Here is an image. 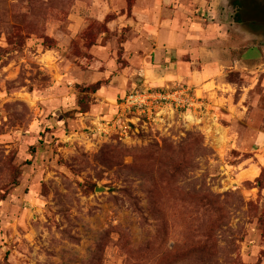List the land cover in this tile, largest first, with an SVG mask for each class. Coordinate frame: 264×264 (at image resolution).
Here are the masks:
<instances>
[{"label": "rangeland", "instance_id": "1", "mask_svg": "<svg viewBox=\"0 0 264 264\" xmlns=\"http://www.w3.org/2000/svg\"><path fill=\"white\" fill-rule=\"evenodd\" d=\"M249 14L0 0V264H264V7ZM133 92L154 104L124 111Z\"/></svg>", "mask_w": 264, "mask_h": 264}, {"label": "flooded vegetation", "instance_id": "2", "mask_svg": "<svg viewBox=\"0 0 264 264\" xmlns=\"http://www.w3.org/2000/svg\"><path fill=\"white\" fill-rule=\"evenodd\" d=\"M227 7L231 13L235 15H243L244 12L250 13L249 16L254 17L257 21H262V8L264 7V0H228ZM234 11V12H233ZM242 27H247L250 24L246 21H239ZM260 25V24H258Z\"/></svg>", "mask_w": 264, "mask_h": 264}, {"label": "built area", "instance_id": "3", "mask_svg": "<svg viewBox=\"0 0 264 264\" xmlns=\"http://www.w3.org/2000/svg\"><path fill=\"white\" fill-rule=\"evenodd\" d=\"M154 97V95H149L148 93L143 94L140 92H133L124 99V102L122 103L123 105H121L124 111L130 112L134 109L141 110L143 108H151V106L154 104V101H150V99H154Z\"/></svg>", "mask_w": 264, "mask_h": 264}, {"label": "crops", "instance_id": "4", "mask_svg": "<svg viewBox=\"0 0 264 264\" xmlns=\"http://www.w3.org/2000/svg\"><path fill=\"white\" fill-rule=\"evenodd\" d=\"M224 3L227 5V2L224 0ZM135 15H137V17L136 18H138V14H139V12L136 10V8H135V13H134ZM140 15V14H139ZM164 22V23H163ZM159 25H161V27H163V29H165L164 27H168V26H170L169 25V23L167 22V21H160L159 22Z\"/></svg>", "mask_w": 264, "mask_h": 264}, {"label": "trees", "instance_id": "5", "mask_svg": "<svg viewBox=\"0 0 264 264\" xmlns=\"http://www.w3.org/2000/svg\"><path fill=\"white\" fill-rule=\"evenodd\" d=\"M97 85H100V82ZM92 89L95 90L94 88H92Z\"/></svg>", "mask_w": 264, "mask_h": 264}]
</instances>
